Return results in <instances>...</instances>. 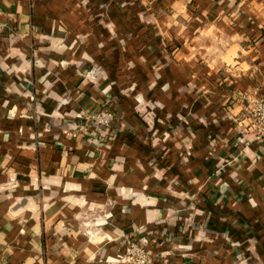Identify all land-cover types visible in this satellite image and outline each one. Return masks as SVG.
<instances>
[{
  "label": "crops",
  "instance_id": "obj_1",
  "mask_svg": "<svg viewBox=\"0 0 264 264\" xmlns=\"http://www.w3.org/2000/svg\"><path fill=\"white\" fill-rule=\"evenodd\" d=\"M243 95L264 0H0V264H264Z\"/></svg>",
  "mask_w": 264,
  "mask_h": 264
},
{
  "label": "built area",
  "instance_id": "obj_2",
  "mask_svg": "<svg viewBox=\"0 0 264 264\" xmlns=\"http://www.w3.org/2000/svg\"><path fill=\"white\" fill-rule=\"evenodd\" d=\"M244 96V95H243ZM245 110L253 125V136L264 139V95H245ZM115 115V110L108 105L99 110H86L81 112V119L86 124L81 127L95 131L106 137L109 134V123ZM148 249L141 242L131 241L120 255L123 261L131 264H148Z\"/></svg>",
  "mask_w": 264,
  "mask_h": 264
},
{
  "label": "rangeland",
  "instance_id": "obj_3",
  "mask_svg": "<svg viewBox=\"0 0 264 264\" xmlns=\"http://www.w3.org/2000/svg\"><path fill=\"white\" fill-rule=\"evenodd\" d=\"M93 110V109H92ZM86 111V110H85ZM79 116H81V114L79 115Z\"/></svg>",
  "mask_w": 264,
  "mask_h": 264
}]
</instances>
